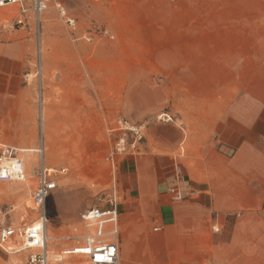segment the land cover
<instances>
[{"label":"crops","instance_id":"obj_1","mask_svg":"<svg viewBox=\"0 0 264 264\" xmlns=\"http://www.w3.org/2000/svg\"><path fill=\"white\" fill-rule=\"evenodd\" d=\"M61 1L111 38L101 34L106 61L82 59V49L91 52L99 41L84 45L67 37L53 50L59 60L49 54L43 62L50 87L42 94L51 102L47 132H54V101L70 118L65 123L82 121L98 68L106 69L101 79L115 96L123 86L124 112L144 126L140 152L128 155L120 171L121 264H264V0H234L230 18L225 12L216 24L208 15L201 28L196 0ZM228 19L234 28H227ZM97 33L92 27L85 34L92 41ZM14 34L0 15V74L11 77L5 86L0 79V102L32 100L18 84L22 45L15 38L3 42ZM87 108L93 115V106ZM161 113L173 120L155 121ZM10 126L13 143H35V125ZM171 187L185 198L176 200ZM28 195L25 182L0 183V220L19 226L26 212L33 220L27 204L19 208ZM26 257V251L0 249V264L15 258L25 264Z\"/></svg>","mask_w":264,"mask_h":264},{"label":"rangeland","instance_id":"obj_2","mask_svg":"<svg viewBox=\"0 0 264 264\" xmlns=\"http://www.w3.org/2000/svg\"><path fill=\"white\" fill-rule=\"evenodd\" d=\"M195 2L196 28L202 27L204 19L209 18L208 15L216 24L219 23L218 19L225 12L230 18L234 7L232 4L234 0H196ZM65 6L77 19V28L75 29L67 25L65 19L53 7L45 11L40 19L32 15L27 20L26 26L17 24L18 6H9L0 10L3 20L12 26L16 33L13 37L4 38L3 42L15 38L22 45L25 52L24 59L19 60L18 71L20 76L18 84L32 98L31 101L0 102L4 106L0 107V142L9 143L25 150L24 155L28 171L32 166L35 171H38L39 162L42 159L40 151H44L48 167L56 170L67 169L65 175L58 177L59 188L47 201L48 230L52 237L49 244L50 264L53 259L52 264H88L86 255L77 254L80 252L77 246L85 241V237L90 232L82 223L81 214L91 207L107 205L110 200H117L122 206L124 193L121 188L120 171L123 160L128 155H118L112 160L111 154L115 151L116 143L121 136V132L118 130L119 120L136 122H133V117H129L123 110L125 106L123 86L118 87L120 93L115 96V91L112 90L113 86L106 83V77L101 79V75L106 72V69L98 68L94 69L99 73V78L96 81L95 89L92 88L93 98L90 99L91 103L90 101H84L82 121L77 127L74 124L71 126L69 123H65L70 118L66 119L59 114L58 101H54L56 108L51 111L54 132L51 136L47 132L49 129L47 124L50 120L48 105L51 102L42 94L45 89L47 90L50 87L47 84L48 76L43 69V62L47 60L49 54L51 55V61L59 60V54L53 53V50L56 48L57 43L65 44L67 37L71 43L84 42V45L86 43L97 45V41H99V46L92 48L91 52L86 48L82 49V59L84 62L106 61L107 40L105 37L111 38V35L107 30H104L103 26H94L92 22L81 20L75 13L74 5L67 4ZM226 25L227 28H234V20L228 19ZM92 27L98 32V35L92 41H89L85 33L91 31ZM101 34H104L105 37L101 38ZM225 39L228 45L234 44L233 37L228 36ZM260 56L264 57V54H260ZM61 57L65 58V55L61 54ZM3 67L4 69L8 68L7 64H3ZM260 71H264V69ZM57 72V69L51 70V78L56 77ZM0 75L3 86H5L11 80V77L5 73ZM14 79L16 80V77ZM88 87L91 88V85H88ZM55 90L59 91L58 88H55ZM91 105L94 108L93 115L90 114V110L87 108ZM162 114H158L155 121L163 122L159 119ZM20 123L21 126L35 125L36 127L34 131L35 143L27 146L29 148L20 147L12 142V137L16 136V133H13L14 131L10 125L17 126ZM1 126L4 127V130ZM43 127L46 128L44 130L45 139L43 138ZM24 134L27 135V133ZM20 153L23 154V152ZM0 183L5 182L0 181ZM31 193L32 190H29L28 197L21 206L19 205L20 209L24 210L25 204L32 206ZM19 247L20 245L17 248ZM14 261L15 264L21 262L16 258Z\"/></svg>","mask_w":264,"mask_h":264},{"label":"built area","instance_id":"obj_3","mask_svg":"<svg viewBox=\"0 0 264 264\" xmlns=\"http://www.w3.org/2000/svg\"><path fill=\"white\" fill-rule=\"evenodd\" d=\"M9 6L19 7L16 19L19 25H27L29 11L40 19L45 11L53 7L65 19L67 25L77 28V19L61 0H0V9ZM159 119L165 122L173 120L168 113H163ZM118 130L121 136L116 143L115 151L111 154L112 160L118 155L138 154L145 139L144 126L121 119ZM20 152H23L21 148L0 142V181L26 182V162ZM40 153L42 159L36 171L31 193L32 206H27L35 212L36 217L30 220L27 212L24 213L20 217L19 226L0 220V249L6 252L26 251L25 264H50L47 201L59 188L58 177L67 172L66 168L56 170L48 167L44 161V152ZM169 191L176 200L181 201L185 198L177 187H171ZM108 203L91 207L81 214V221L90 232L85 241L77 246L80 249L77 254L86 255L88 264H121L119 203L117 200H110ZM19 245L22 249L17 248Z\"/></svg>","mask_w":264,"mask_h":264},{"label":"bare ground","instance_id":"obj_4","mask_svg":"<svg viewBox=\"0 0 264 264\" xmlns=\"http://www.w3.org/2000/svg\"><path fill=\"white\" fill-rule=\"evenodd\" d=\"M44 119V118H43ZM44 133V135H45V132H43ZM44 137V139H45V136H43ZM46 141V140H45ZM22 149V148H21ZM48 150H49V148H48ZM22 151H23V154H22V156L24 157V158H26L25 157V150L24 149H22ZM41 152V151H40ZM42 152H44V151H42ZM44 157H45V153H44ZM46 160V159H45ZM31 170V171H30ZM29 171H28V173H26V176H25V179H26V183H27V185H29V190H31V185L34 183V179H35V176H36V171H35V168L33 167V168H31ZM47 232H48V242H49V244L51 243V241H52V237H51V235H50V232H49V230H48V226H47ZM20 249H22V247L20 246L19 247ZM52 253V252H51ZM54 260V259H53ZM52 260V261H53Z\"/></svg>","mask_w":264,"mask_h":264}]
</instances>
